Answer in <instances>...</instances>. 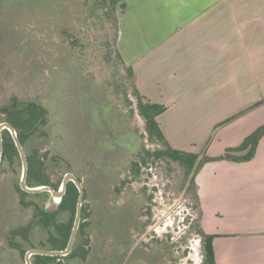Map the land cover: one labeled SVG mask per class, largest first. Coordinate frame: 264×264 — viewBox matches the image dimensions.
<instances>
[{"label": "rangeland", "instance_id": "obj_1", "mask_svg": "<svg viewBox=\"0 0 264 264\" xmlns=\"http://www.w3.org/2000/svg\"><path fill=\"white\" fill-rule=\"evenodd\" d=\"M84 6L81 0H0V122L10 117L6 106L43 107L46 121L24 138L26 154L46 153L45 172L52 182L66 172L82 182L89 216L80 220L88 224L75 240L89 238L88 254L71 264H201L200 239L189 231L198 210L192 190L181 186L178 164L159 159L142 166L136 177L130 172L140 147L156 145L146 139L132 87L123 82L126 71L107 45L111 23L100 13L88 15ZM250 91L251 99L262 97L264 81L252 80ZM251 114L255 122L262 120L264 102ZM170 131L185 141L182 149L212 155L231 147L212 142L216 130L206 124ZM20 174L17 158L12 164L2 161L0 264H24V251L48 242V230L33 224L34 207L18 203ZM44 196L25 199L41 202ZM57 219L67 222L69 213ZM25 224L26 239L15 237L19 249L5 233Z\"/></svg>", "mask_w": 264, "mask_h": 264}, {"label": "crops", "instance_id": "obj_2", "mask_svg": "<svg viewBox=\"0 0 264 264\" xmlns=\"http://www.w3.org/2000/svg\"><path fill=\"white\" fill-rule=\"evenodd\" d=\"M123 3L116 48L140 93L166 106L157 119L172 146L185 141L171 129L206 124L212 142L233 147L264 122L251 114L261 101L215 127L264 99L250 91L252 80L264 81V0ZM195 181L216 264H264V136L250 160L207 162Z\"/></svg>", "mask_w": 264, "mask_h": 264}, {"label": "trees", "instance_id": "obj_3", "mask_svg": "<svg viewBox=\"0 0 264 264\" xmlns=\"http://www.w3.org/2000/svg\"><path fill=\"white\" fill-rule=\"evenodd\" d=\"M84 3V8L87 10L88 15L100 13V17L107 19L112 26L113 36L112 42H107V45L112 47L116 58L123 65L126 75L124 76V83H129L132 87L131 93L135 98V108L137 113L141 116L144 121V130L146 134V139L156 145L153 149L146 148L142 145L137 152L136 157L131 160L130 172L133 177H136L140 174L142 166H147L149 162H154L159 159H166L174 161L181 168L182 172V183L181 186L187 185V189L192 190V199L194 200L195 207L198 210L197 217L191 222L189 231L196 234L201 243V253L202 259L201 264H216L214 250L212 246V235L204 231L201 224V209L199 202V195L197 192V185L195 181L196 174L202 168V166L211 161L219 160H230L236 162H244L250 160L256 151L258 142L262 136H264V122L258 125L254 130H252L248 135H246L243 140L233 147L226 148L222 153L218 155H210L206 152L198 153L189 150H183L172 146L167 137L165 136L160 123L157 119L158 115L163 113L166 110V106L161 103L152 102L147 99L144 95L140 93L137 88V85L134 80V71L132 66L126 65L116 48V42L118 38V13L124 7L123 0H81ZM85 1V2H84ZM67 37H71V34L67 30H63ZM75 40L72 39L71 43H74ZM111 50H109L108 55ZM129 104H132L129 99H127ZM264 99L252 104L250 107L229 116L228 118L222 120L215 127H218L242 114L249 108H253L258 105ZM17 105H11V111L9 112L10 118L8 121L17 129V136L20 142L23 144L24 138L30 134L32 131L36 130L40 124L45 123L44 109L40 105L31 103L25 104L21 109H17ZM6 110V107H4ZM26 110L27 116L20 117L16 114ZM12 114H14L12 116ZM3 156H6L10 161L15 157H18V151L15 147L11 135L6 131L3 135ZM46 157V153L41 155L36 152L27 155L28 161V175H27V184L29 186L42 185V184H51L49 176L45 172V165L43 158ZM46 192H41L39 194L45 195ZM30 195L29 193L20 190V203L24 207L33 206L34 215H41L44 218V225H47L53 217L60 211H67L69 213V220L63 224H55L59 232L58 237H54L55 241L53 244V249H63L65 248L70 230L72 227L76 203L78 197V189L76 185L69 181L65 193L60 198V202L53 212H48L43 207L42 203L36 202L34 200H26L25 196ZM84 199V197H83ZM142 197L140 196L139 200L137 198V205L141 201ZM89 214L86 211L84 205L82 204L81 220L88 217ZM55 223V222H54ZM88 222L81 221L79 224L78 232L84 234V227ZM28 229V228H27ZM26 229V230H27ZM89 244V238L83 237L82 242L77 243L75 240L71 251L65 256H43L36 255L37 261L36 264H39V261L44 258H63L66 260V263L69 264V260L73 258H81L82 260L86 259L88 254V248L85 247ZM160 255V253H159ZM42 262V261H41ZM44 264H47L43 262ZM62 264V263H59Z\"/></svg>", "mask_w": 264, "mask_h": 264}, {"label": "flooded vegetation", "instance_id": "obj_4", "mask_svg": "<svg viewBox=\"0 0 264 264\" xmlns=\"http://www.w3.org/2000/svg\"><path fill=\"white\" fill-rule=\"evenodd\" d=\"M24 105L23 104H19V105H17V109L19 110V109H21L22 107H23ZM11 106L9 105V106H6V112L9 114V112L11 111ZM10 118V117H9ZM8 118V119H9ZM8 119H6L5 121H3V122H8L9 124H11L9 121H8ZM3 122H0V124L1 123H3ZM11 126L14 128V130H15V132H16V135H17V129L11 124ZM8 132L10 135H11V137H12V134H11V132L9 131V129H7L6 127H3L2 129H1V139H2V152H3V135L5 134V132ZM18 137V136H17ZM12 139H13V137H12ZM19 139V138H18ZM20 141V140H19ZM13 142H14V139H13ZM21 143V142H20ZM24 143V142H23ZM14 144H15V142H14ZM22 144V143H21ZM22 146H23V144H22ZM15 147H16V145H15ZM16 149H17V147H16ZM18 151V150H17ZM26 153V152H25ZM27 155L28 154H26V159H27ZM15 158H17L20 162H21V160H20V156H19V153H18V157H15ZM15 158L12 160V161H10L6 156H1V160H0V167H1V163H2V161L4 160V159H7L11 164L13 163V161L15 160ZM27 166H28V161H27ZM67 173V172H66ZM27 175H28V167H27V174H26V177H25V184L28 186V187H34V186H39V185H34V186H29L28 184H27V181H26V179H27ZM48 175V174H47ZM49 176V175H48ZM64 176V175H63ZM78 178V177H77ZM49 179H50V177H49ZM62 179H63V177H62ZM62 179H61V181H62ZM79 179V178H78ZM80 180V179H79ZM61 181H59V182H52L51 180H50V182L52 183V184H55L56 186H52L51 184H42V185H48V186H50V187H52L53 189H55V190H58L59 189V186H60V183H61ZM69 182V181H68ZM68 182H67V184H68ZM72 182V181H71ZM67 184H66V186H67ZM16 189L18 190V192H19V194H20V190H22V191H25V190H23L22 188H21V186H20V178H19V181H18V183L16 184ZM65 189H66V187H65ZM25 192H27V191H25ZM41 192H46L45 193V196L47 197H45V199H43L41 202H39V203H42V205H43V207L45 208V210L46 211H48V212H53L54 210H56V208H57V206H58V204H59V202H60V199H56V203H57V205L55 206V209L53 210H48V208H50L51 207V202H52V198H51V194H50V192H48V191H39V192H34V193H30V192H27V193H29L30 195H37V196H41L42 198H43V195H41V194H39V193H41ZM64 193H65V191H64ZM63 196V195H62ZM21 197V196H20ZM20 197H19V200H18V203H19V205H21V203H20ZM22 206V205H21ZM24 207V206H23ZM82 212V211H81ZM62 213H64V211L62 210V211H60V212H58L57 214H56V216L55 217H53L52 219H50V221H49V223L47 224V225H44V218L41 216V215H34V213H33V224H35V225H38V226H40V227H42V228H44L45 230H48V238H47V243H43L40 247L38 246V247H32V248H42V249H46V250H60V249H53V242L55 241V238L54 237H58V235H59V232H58V230H57V228H56V225L55 224H63V223H66V222H63V221H59L58 219H57V215H59V214H62ZM74 220V219H73ZM55 222V223H54ZM80 224V223H79ZM72 225H73V223H72ZM29 227V224H25V225H22V226H20V227H17V228H15V229H13V230H9V232L8 233H5L6 235H7V238H8V241H9V243H12V244H16L18 247H19V249H21V245H20V241H18L19 243L17 244V242L15 241L16 239H15V237H16V235H21L24 239H26V232L28 231V228ZM54 228V230L56 231V233H53V230H51V229H53ZM78 228H79V226H78ZM27 229V230H26ZM78 230V229H77ZM70 232H71V230H70ZM70 235V234H69ZM69 239V238H68ZM68 242V241H67ZM74 242H75V239H74ZM74 244V243H73ZM67 245V244H66ZM66 247V246H65ZM73 247V246H72ZM32 248H30V249H32ZM64 249V248H63ZM29 250V249H28ZM28 250H26V251H24V253H23V258H24V264H26V260H25V255H26V252L28 251ZM68 254V253H67ZM36 255H43V256H65V255H45V254H32V255H30V263L31 264H36V261H37V258H36ZM42 261V262H41ZM70 261V260H69ZM69 261H67V262H69ZM43 262H45V263H47V264H59V263H62V264H67L66 263V260L65 259H63V258H56V259H54V258H47V257H44V258H42L40 261H39V264H44ZM69 264H71L70 262H69Z\"/></svg>", "mask_w": 264, "mask_h": 264}, {"label": "water", "instance_id": "obj_5", "mask_svg": "<svg viewBox=\"0 0 264 264\" xmlns=\"http://www.w3.org/2000/svg\"><path fill=\"white\" fill-rule=\"evenodd\" d=\"M3 127H6L11 132L12 137H13L14 142H15V145L17 147L19 156H20V160H21L20 186L23 190L30 192V193L45 191V190L50 192L52 202H51V207L48 208V210H52L56 206V204H55L56 202H54L53 199L55 197H58L59 199L62 197L68 181H72L78 189V197H77V203H76V210H75L73 225L71 228V232H70L66 247L64 249H60V250H46V249H42V248L29 249L25 255L26 264H31L30 263V255H32V254L65 255V254L69 253L72 249L74 239H75V235H76V232H77L80 220H81L82 201H83V197H84V187H83L82 182L77 178L76 175H74L71 172H67L64 174L58 190H55L48 185H39V186H34V187H28L25 184V177L27 174V167H28L27 166L26 153H25V150H24L22 144L20 143V141L16 135L14 128L8 122H3L0 124V160H1V156H2L1 129Z\"/></svg>", "mask_w": 264, "mask_h": 264}, {"label": "bare ground", "instance_id": "obj_6", "mask_svg": "<svg viewBox=\"0 0 264 264\" xmlns=\"http://www.w3.org/2000/svg\"><path fill=\"white\" fill-rule=\"evenodd\" d=\"M57 198H58V197H55V198L53 199V201L55 202ZM58 199H59V198H58Z\"/></svg>", "mask_w": 264, "mask_h": 264}]
</instances>
